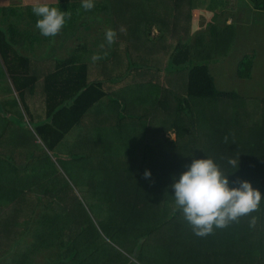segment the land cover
I'll return each mask as SVG.
<instances>
[{"label": "trees", "instance_id": "obj_1", "mask_svg": "<svg viewBox=\"0 0 264 264\" xmlns=\"http://www.w3.org/2000/svg\"><path fill=\"white\" fill-rule=\"evenodd\" d=\"M253 3L256 9L264 11L257 0ZM211 34L213 41L208 44L207 53L204 47H199L203 46L199 40L195 49L184 47L170 56L171 71L177 76L185 73L186 97L174 95L172 89H168L155 100L152 110L159 125L150 130L152 135L146 141L149 144L143 145L145 149L140 153L129 150L125 166L112 168V171L116 169L115 181L108 178V186L104 188L107 192L99 194L112 209L106 216L108 220L104 217L102 222V236L82 218L84 210L75 202L77 197H69L67 202L63 194L62 197L53 194V200L43 205L55 210V215L45 214L48 210L43 214L52 231L49 244L44 246L50 257L54 256L49 264H92L100 258L104 263L122 264L118 258L121 253L105 236L126 247L129 246L126 240L135 238L132 247L146 250L143 255L151 264H264V99L242 97L237 92L216 88L209 64L227 55L226 50L235 37V26L212 28ZM252 60L245 55L238 62V77L251 76ZM76 73L80 85L72 94L65 96L59 88L47 86L49 114L36 132L51 149L82 122L92 105L109 97L102 81L86 83L84 66L77 68ZM59 95L61 103L56 104ZM110 101L114 102L112 98ZM168 129L175 132L172 141L165 138ZM97 130L96 137L102 139L103 135L97 134ZM156 133L160 134L154 136ZM207 158L213 159L228 176L230 187H238V181L247 180L261 192L262 200L258 211L225 228L214 227L209 235L197 236L175 204L171 185L193 159ZM230 160L235 161V165L229 163ZM146 170L151 172L147 179L144 178ZM37 201L38 207L42 200L37 198ZM72 206L82 218L77 223L81 229L74 228L75 224L59 215L60 210L66 212L63 207L67 210ZM100 212L105 216L102 210ZM253 217L256 218L254 226L250 223ZM61 219L65 237L58 227ZM135 228L137 232L141 230L137 235L131 233Z\"/></svg>", "mask_w": 264, "mask_h": 264}, {"label": "rangeland", "instance_id": "obj_2", "mask_svg": "<svg viewBox=\"0 0 264 264\" xmlns=\"http://www.w3.org/2000/svg\"><path fill=\"white\" fill-rule=\"evenodd\" d=\"M260 1L262 2V7H264V0H258V3ZM167 2V6L159 8V13H155L157 11L151 6L152 11L149 13L155 22L165 20L169 13H175V5H172L174 1L167 0ZM188 2L190 3V0L187 1V5L191 7L186 6V3L181 5V16H183L186 9L192 13L197 12L196 2L192 1L190 4ZM252 6L253 0H221V11L217 12V16L222 20H230L231 23L235 20L237 25L240 26H238L239 28L235 27V37L226 50V53L228 52L227 55L220 60L218 59L219 61L211 62L209 69L214 77L217 89L234 91L242 97L259 100L264 99V12L254 13ZM207 7L205 6L204 10L198 11V17H204L203 21L208 19L213 10H215V6H213L212 11L208 13L206 12ZM133 9L137 10L138 8L135 9L133 6ZM250 14H252V17ZM137 15L134 25L138 23L139 26L135 27L131 24V27H135V36L129 34L118 40L115 38V43L118 42L117 45H108L107 49L103 48L102 50L99 48V51L93 49V54L99 55L101 58L96 61L91 58L88 61L90 81L95 79L106 81L105 88L114 100L112 108L105 109L104 114H106V117L102 120H96L97 122H102L99 131L105 136V142H103L105 145L100 144V149L99 147H88L82 143L81 136H78L77 132L84 128V123L71 131L63 142L54 149L49 147V144L46 143L42 136L30 131V129H35L34 127L37 125L46 122L45 104L42 99L47 95V92L41 86L40 88H35L34 94L35 98H38L36 99V107L39 108V115L36 116L31 109L32 107L28 105L26 108L31 114H28V112L26 114L22 105L16 109V112L12 111V107L11 109L9 107L0 108V144L4 146L3 157H0V214H2L0 218H5L4 214L7 215L8 220L12 223L10 224L12 227L8 226L7 229H11V232L14 235L16 234L15 236L17 237H20L27 230V235L22 242L19 243V238L14 240L12 252L7 259L2 257V264L10 261L13 264H22L21 261H27V258H29H23L25 252L31 258L34 256L29 248L34 241L40 240L41 234L46 236L50 234L51 236L52 231L48 228L47 222L45 223L46 226L43 225L44 218L43 221H38L39 215L36 213L32 215L31 212L34 210L40 213L39 209H42L43 212L48 210L45 214H49V216L55 215V210L43 207L45 203L53 200V194H60L61 197L64 195L67 202H69V197H77L75 202L79 203V207L81 205L83 209L80 208L84 210L81 211L83 213L82 218L85 219L88 225L95 226L96 232L102 236V222L112 209L108 205L107 200H105L106 198L99 194L107 192L104 188L108 186V178H111V181H115L113 176L116 174V169L112 171V168L114 166H125L129 150H133L134 153L135 151L140 153L144 146L147 147L146 144H149L146 141L152 135L150 130L159 125V123L156 124L157 116L154 114L155 111L152 110L155 100L157 101L168 89H172L175 93L174 95L182 98L186 97L184 87L185 73L178 76L173 73L172 76L174 78L177 76L176 86H167L166 82L171 77L168 73L171 69V66H168L170 59V55L167 54L169 51L168 47L155 49L151 46V43L157 42V39L150 38L148 32L144 29L145 22L143 24L139 23L142 17L138 13ZM249 16L251 17L250 20ZM184 20L181 22V26L184 28H190L194 24L196 26L201 25V23L197 24L199 23V21H196L197 19L193 20V22L196 21L193 24ZM77 22L75 20V23ZM168 22L154 23V25L158 27L166 26ZM92 24L91 22L88 26L93 29ZM215 24L214 27L217 26ZM102 26L105 31L106 25L103 24ZM204 27L206 28L200 27L199 33L195 35L194 40L189 41L188 45H196L197 41L200 40L201 43L203 42V46L200 47H204V52L207 53L210 50H208V44L213 41L211 34L213 27L210 25ZM217 28L220 29V27ZM12 30L14 31V28ZM93 33V36H98L100 33L99 27H96ZM191 33L192 30H190L188 35L189 38L194 37ZM197 35L198 38H196ZM100 37L101 35L98 37V42H102L101 39L105 38ZM162 37L163 41L170 42L171 40L177 41L178 35L174 39L165 38L167 36ZM8 41L9 45L13 46L12 42ZM50 41L53 42V39L50 38ZM184 41V37L178 40V42L182 43ZM149 50H152L153 54H149ZM105 53L107 54L105 55ZM245 55H249L251 60L253 59L251 76L249 78H240L237 75V66ZM3 65L0 57V98L5 94L8 86L7 73ZM92 68L93 71L91 72ZM94 71H96L97 76H93ZM174 78L171 80L173 81ZM140 99L145 100L143 101L144 105L140 103ZM138 102L142 105L143 110H141ZM17 104H19V101H17ZM132 106L135 111H132ZM8 115H11L10 119H8ZM89 116L90 113L86 118ZM86 118L83 122L87 120ZM10 121L13 125H9ZM111 122L113 124H110ZM122 122L131 123L133 127L130 124L131 129H129V126L123 125ZM158 134L160 133H156L154 136H158ZM164 135L170 141L176 137L172 129H168ZM109 140L110 143L108 142ZM25 160L29 161L28 167H24ZM109 183L111 182L109 181ZM37 198L42 200L39 202L38 207L36 206ZM79 207L77 206V208ZM101 210L105 213V216L101 215ZM61 211L59 215L62 219L75 224L74 228H80L78 224L82 218H80V213L75 206L69 207L67 210L63 207V211L66 212L63 213ZM14 219H16V222H14ZM62 219L58 227L63 232V237H65ZM61 224L63 225L62 227ZM138 232H141V230H138ZM138 232L136 228L131 230V233H135V235ZM34 236L37 237L36 240L33 239ZM46 236H44V239H46ZM105 238L121 253V257H118L120 258L119 263L151 264L143 255L146 250L140 248L139 251L132 247L135 238L126 240L129 245L127 247L121 242H116L115 239L107 236ZM47 244L48 242L45 240L44 245L46 246ZM44 245L39 246V248L35 247L38 250H34V252L37 251L35 259L38 262H42L40 257L43 256L44 264H49V260L53 259L54 256L50 257L47 254L50 252L45 250ZM139 253H141L140 256ZM116 254L117 252L115 251L114 256ZM92 262V264H113L104 263L102 258L97 263ZM29 264L37 263L31 261Z\"/></svg>", "mask_w": 264, "mask_h": 264}, {"label": "crops", "instance_id": "obj_3", "mask_svg": "<svg viewBox=\"0 0 264 264\" xmlns=\"http://www.w3.org/2000/svg\"><path fill=\"white\" fill-rule=\"evenodd\" d=\"M173 1L174 2L172 5H175V13H169L167 16L168 19L166 18L163 21L155 22L149 13L152 11L151 6H153L155 11H157L155 13H159L160 7L167 6V0H93L94 7L91 10H85L82 7V0H40L41 3H47L49 7H56L59 10L70 14V16H66L65 25L56 36L45 37L42 36L39 30L35 27L38 17L32 12V7L37 2V0H0V57L7 73L6 79L8 82L5 94L0 98V108L9 107V109H11L12 107V111L16 112V109L22 105V108H24L26 114L27 112L28 114H31L26 108L31 106L33 113L36 116L39 115V108L36 107V99L38 98H35L34 96L35 88H40L41 86V88H44V91L47 92V86L52 85L64 92L65 96L67 93L72 94L75 87L80 85V83L77 81L78 74L76 73V70L77 68H81L83 66L85 67L86 71V83L90 84L94 81H102L103 88L108 93L107 89L105 88L106 81L100 79L90 81L88 61L89 59L91 60L92 56L94 55L92 52L93 49L99 51V48H101L102 44L104 45L103 48L107 49L108 44L106 43L105 38H102L105 37L106 30H114L116 32L117 40L129 34L135 36V27L139 26L138 23L134 25L138 16L137 13L142 17V20L139 23L143 24L145 22L144 29L148 32L150 38L152 37L157 39V42H152L151 46L155 49L168 47L169 51L167 54L170 56L172 54H176L178 49H183L184 47H189L192 50L195 49V44H188L190 43L189 41L194 40L195 35L199 33V30H201L200 27L205 29L206 27L204 26L209 25L213 28H221V26L228 25H234L235 27L239 28L238 26H240L237 25L235 20L231 23L230 20H222L219 16H217V12L221 11V0H190V3H192V1L196 2L197 12L192 13L190 10L186 9L184 10L183 16H181V5L186 3V6H189L187 5V1L189 0ZM190 3L188 2V4ZM260 4H262L261 1L259 5ZM133 6L135 9H138L134 10ZM203 6L207 7L206 12L208 13L209 11H212V7L215 6V10H213L211 16H209L208 19H205V21H203L204 17H198V11L204 10ZM231 6L233 5L231 4ZM252 9H254V13L264 12L256 9L254 6H252ZM250 15L252 17V14ZM251 17L249 16V20ZM194 19H197L196 21H199L197 24L201 23V25L196 26L194 24L190 28H184L181 26V22L183 20L185 22L190 21V23L193 24L196 22H193ZM75 20L78 22L75 23ZM164 21H169L166 26L158 27L154 25V23H163ZM91 22L95 24H92L94 27L93 29L88 26ZM214 23H216L215 25L217 26L214 27ZM103 24L106 25L105 31L102 26ZM131 24H133L135 27H131ZM96 27H99L100 33L98 36H93V32ZM12 28H14V31ZM190 30H192L191 35L194 36L193 38L188 37ZM164 32L165 34L163 35ZM100 35L102 42H98V37ZM176 35H178L177 41L171 40L170 42H165L162 40V36H167L165 38L170 37L174 39L176 38ZM181 37L185 38L183 45H179L182 42H178L179 38ZM50 38L53 39V42L50 41ZM196 38H198V35ZM8 40L12 42L13 46L9 45ZM117 43L118 42H114L113 44L116 46ZM200 46L202 45H199V47ZM103 48L101 49L103 50ZM175 48L177 51H174ZM148 53L153 54L152 50H149ZM92 71L93 68L91 69V72ZM168 73L171 75V77L166 82L167 86H176V76L175 78L172 76L173 72L171 69ZM93 76H97L96 71H94ZM173 78L174 80L172 81L171 79ZM107 96L109 97H103L94 105H92L80 123H84V128L83 130L82 128L78 130L77 134L78 136H81V141L85 146H92L94 148L99 147L100 149V144L105 145V143H103L105 142V136H103L102 139H98L96 137L95 130H99V127L102 124V122H97L96 120H102L105 118V109H111L114 105V103L110 101V98L112 97H110L109 93ZM48 97L49 93L42 99V102L45 104V118L47 114H49L47 109ZM60 97L61 96L59 95L56 98V104L61 103ZM50 98H52V96H50ZM17 101H19V104H17ZM143 101L145 100L141 99L140 103L144 105ZM140 103L139 105L141 106V110H143V107ZM133 106L132 111H135ZM137 109L139 110V108ZM89 113L90 116L86 118ZM8 116V119H10L11 115ZM85 118L87 120L83 122ZM92 120L94 121L92 122ZM9 123V125H13L11 121ZM43 124L44 122L34 127L35 129H30V131L33 133L36 132V129ZM110 124L113 123L111 122ZM122 124L128 125L130 129L131 123L122 122ZM78 126L76 125L70 129L57 146H59L65 137ZM97 134H100V131ZM108 142L110 143V140ZM3 149L4 146L0 144V157H3ZM28 163L29 161L25 160L24 167H28ZM39 210L40 213L34 210L31 213L32 215L36 213L39 215L38 221H43L44 212L42 209ZM4 217L5 218H0V264H2V257H4L3 259H7V257L12 252L14 240L19 238L20 243L27 235V230H25V233H22L20 237L15 236L16 234L14 235L11 232V229H7L8 226L12 227V225H10L12 223L8 220L6 214H4ZM14 222H16V219H14ZM46 222L48 221H43V225H45ZM44 236L46 235L41 234L40 240L34 241L32 243L33 245L29 248V250L34 254V256L31 258L30 255L25 252L23 258H29H27V261H21L22 264H29L31 261L37 264H44V258H42L43 256L40 257L42 262H38L35 259L38 251L35 249V247L38 248L39 246L44 245L45 240H47L48 244L50 242L49 234H47L46 239H44ZM33 239L36 240L37 237L34 236ZM34 250L37 251L34 252ZM5 264L13 263L10 261Z\"/></svg>", "mask_w": 264, "mask_h": 264}, {"label": "clouds", "instance_id": "obj_4", "mask_svg": "<svg viewBox=\"0 0 264 264\" xmlns=\"http://www.w3.org/2000/svg\"><path fill=\"white\" fill-rule=\"evenodd\" d=\"M82 7L91 10L94 7L93 0H82ZM32 12L38 17L35 27L45 37L56 36L65 25L66 16H70L40 0L33 5ZM115 38L114 30L105 32L109 46L115 42ZM100 58L99 55L92 57L93 61ZM229 163L235 165L236 162L230 160ZM150 176V170H146L144 178ZM238 184V187H230L228 176L223 174L213 159L207 158L193 159L171 187L174 189L175 204L182 210L195 235L206 236L213 232L214 227L225 228L259 210L261 192L247 180H240ZM255 222L256 218L253 217L250 223L254 226Z\"/></svg>", "mask_w": 264, "mask_h": 264}]
</instances>
